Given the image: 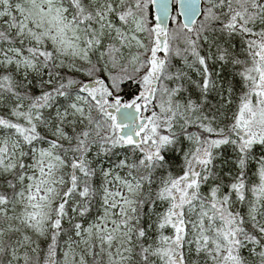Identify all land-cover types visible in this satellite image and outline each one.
<instances>
[{
    "label": "snow or ice",
    "instance_id": "snow-or-ice-1",
    "mask_svg": "<svg viewBox=\"0 0 264 264\" xmlns=\"http://www.w3.org/2000/svg\"><path fill=\"white\" fill-rule=\"evenodd\" d=\"M0 264H264V0H0Z\"/></svg>",
    "mask_w": 264,
    "mask_h": 264
}]
</instances>
